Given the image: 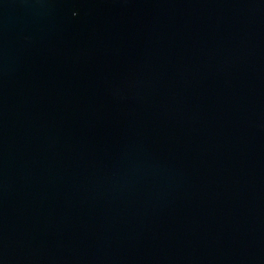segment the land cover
I'll return each mask as SVG.
<instances>
[{
  "label": "water",
  "instance_id": "obj_1",
  "mask_svg": "<svg viewBox=\"0 0 264 264\" xmlns=\"http://www.w3.org/2000/svg\"><path fill=\"white\" fill-rule=\"evenodd\" d=\"M0 264H264V0H0Z\"/></svg>",
  "mask_w": 264,
  "mask_h": 264
}]
</instances>
